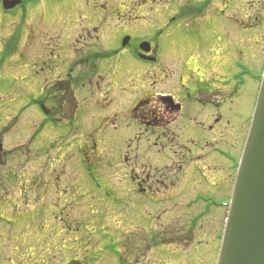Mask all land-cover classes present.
<instances>
[{"label":"rangeland","instance_id":"1","mask_svg":"<svg viewBox=\"0 0 264 264\" xmlns=\"http://www.w3.org/2000/svg\"><path fill=\"white\" fill-rule=\"evenodd\" d=\"M31 2L24 0L26 8L13 16L0 1V61L6 56L0 64V142L10 157L25 151L31 157L16 170L0 169V236L33 235V264L66 261L55 250L60 246L85 264H212L231 199L233 164L243 154L238 141L252 115L249 102L245 110L235 102L221 111L234 126V115L242 111L237 136H223L229 142L224 157L216 153L214 146L221 141L215 139L209 158L197 155L201 163L224 164L230 178L218 184L216 172L211 180L202 178L201 172L212 166L195 167L181 178V188L167 189L175 196L171 200L160 197L162 183L154 184L158 195H149L141 182L145 165L152 167L147 171L152 175L157 168L176 169L172 145L158 143L152 129L148 136L135 137L141 132L135 121L147 117L140 105L131 113L133 123L128 113L145 91L146 106H159L156 96L172 92L187 58L191 62L199 56L204 62L218 57L219 65L242 61L257 71L263 68L264 0ZM126 37L131 41L124 49ZM199 38L203 48L196 46ZM144 41L150 53L162 48L156 57L161 68L172 72L170 80L157 85L152 77L143 81L144 69L151 72L156 66L138 59L146 58L138 53ZM212 42L214 56L208 50ZM74 47L85 59L96 54L101 79L63 105L60 111H66L67 119L46 115L42 94L50 98L47 110L61 106V95L51 92L61 70H50L75 58ZM169 112L173 116L166 115L167 121L179 120ZM7 164L16 165L12 160Z\"/></svg>","mask_w":264,"mask_h":264},{"label":"flooded vegetation","instance_id":"2","mask_svg":"<svg viewBox=\"0 0 264 264\" xmlns=\"http://www.w3.org/2000/svg\"><path fill=\"white\" fill-rule=\"evenodd\" d=\"M203 42L202 38H199L195 43L197 47L203 48L201 47V45H203ZM213 44L214 42L211 43L212 46H210L208 49L209 53H211V51L214 49ZM73 49L76 51L75 58L61 60V63L56 66V70L53 68H51L50 70L54 74L57 71L58 73H60L59 71L61 70V73L57 75V78H55L54 84H52L51 92L54 93L55 96L61 95L63 97H66L68 95L67 99L70 98V100L68 101L60 96V101H58V103L62 107L56 106L54 104H52V109L47 110L44 107V109L47 110L48 114H59L60 117L64 119H67L69 116L68 114H66L65 110V112L60 111L61 109L63 110V105L65 103L67 105H69L68 103H73V99L75 98V94L77 92L85 89L87 86H93V84L95 85L96 83L98 84L99 80L101 79L100 76L97 75L98 71L96 69V58H94L96 57V54H89L85 59L83 55L81 56L77 53V50L79 48L74 47ZM158 52H162V48L155 49L154 52L146 55L150 59H153V62L156 66L152 68L151 72L149 71V67H146L144 69L146 70L143 75L144 82L149 77H152L156 79V82L154 84L157 85L159 80L166 81L172 78L171 71L168 72V69H166L165 67L161 68V58L159 59L156 57V54H158ZM212 54L214 56L213 51ZM234 57H236V55L232 56L231 59H233ZM201 58H199L198 56L197 60H193L191 62V59L189 60L188 58L187 60H182V67H180L181 70L176 76V81L175 85L173 86L172 92L165 95L159 94L158 96H156L159 105L156 108L160 107L162 109V112L160 114L158 113V111L156 113V108L146 106L147 101L145 96L148 95L146 91L144 92V94L138 96V98L142 97V99H137L138 101L136 105L133 109L130 110V113H128V118L133 123V110H137L136 108L138 107V105H140L139 109L144 110V112L142 113L147 118H145V120H142L141 122L135 121L134 125L137 126L138 130L140 129L141 131L136 132L135 137H141L144 135L148 136L150 130L152 129V133L156 134L158 143L167 146L172 145L171 151L174 157H176L175 164L177 165L174 166L176 169H173V171L171 172L169 168H157L155 170L156 173L152 175L153 173L147 172L148 169L152 170V167L146 165L144 166L141 186H145L144 188H142L145 194L148 193L150 195V192H152V194L155 193V195H158L153 189L157 187L154 186L157 181L158 184L162 183V185L159 186L160 190L162 189L163 193L165 192L164 194L162 193L163 196H161L162 194H160V197L171 200L175 196H170V194L167 193V189L172 188V190H174L177 186L178 188H181V178H183L184 175L188 176L190 175L191 169L194 170L195 167H199L200 170V166L202 167L205 165L207 166L206 170L207 168H209V166H212V168L208 169L207 173L201 172L203 176H201L202 178L211 180L212 178H214V172L218 174V178L220 180L219 182H217L218 184H224L225 181L230 178V170L225 169L224 164L213 166L212 164L210 165L206 162L201 163L200 160H198L197 155L201 153L202 156H206L209 158L212 154L211 149L214 146L213 139H215L221 141L219 144H215L217 145L214 146L215 151L217 154H220L219 156L224 157V155H222L224 151L223 147L224 144L229 142H226V140L223 139V136L224 134H226V132H230V136H233V138L237 136L239 128L236 129V126L238 125V121L240 120L242 124V111L234 115L236 123L235 126L230 122L224 121L221 111L229 107L230 105L233 106L235 102H240L242 104V107H239L242 110H245L247 103L249 102L250 113L252 111V115L249 114L250 117L247 121V125L245 126L241 143L238 141L239 152L240 154H242L241 152H243L244 145L246 143L250 130L252 117L257 104L258 94L261 88L262 66L260 70L257 71V69L255 70L252 67L247 66V64L243 63L242 61H233L234 63L230 65H226L224 63L222 65H219L216 63L219 60L217 59L218 57H216V59H213V57H211V59H208L210 61L207 60L204 62L200 61ZM221 59L223 58L221 57ZM84 62L86 63L84 64ZM148 62L149 61H146L145 63ZM47 64H49V62H47L46 65ZM86 67H88V70H84ZM157 67L158 70L155 69ZM63 73H65L66 78L62 77ZM252 84L253 87L250 89L252 92L249 91L248 93V88ZM46 88L48 89V87ZM242 94L244 95L241 96ZM70 95L72 97H69ZM53 101L54 99H52V102ZM47 102H49V99ZM58 103L57 105H59ZM169 111H173L174 115L177 116L179 120L175 119L174 121H167L165 119V116L172 115V113H170ZM86 150L87 149H85L84 151ZM4 151L5 150L3 144L0 142V169L3 168L7 171H13L17 168H20L21 164L23 166L25 163L30 162L31 157L28 155L30 154L29 151H25L22 154H19L17 152L15 154L16 156L12 157L9 156V152L5 154L6 152ZM11 160L13 163H16L14 167L7 164V162H10ZM238 162L239 160L236 161V166H234L235 164L233 165V169H235V172H237L238 169ZM31 166L32 165H29V168ZM7 167L11 169L8 170ZM131 173H134V170L131 169ZM208 174H210L211 176ZM235 176L236 173L234 175L233 172V177L231 176L229 184H234ZM151 180H153L152 183H150ZM192 230L190 229L188 232L193 234ZM2 239L3 241L1 242ZM55 250H59L61 255L64 254V256L61 258L63 260H66L60 262L59 264H85L82 262V260L80 261V259L71 258V252L68 250V247L60 246L56 247ZM33 253H36V251L33 252V235L21 234L20 236H0V264H33ZM34 256H37V254H35ZM42 262L44 264H50L48 260Z\"/></svg>","mask_w":264,"mask_h":264},{"label":"water","instance_id":"3","mask_svg":"<svg viewBox=\"0 0 264 264\" xmlns=\"http://www.w3.org/2000/svg\"><path fill=\"white\" fill-rule=\"evenodd\" d=\"M20 3V0H5L4 6L13 9ZM127 42L128 39L124 45ZM141 49L149 52L150 46L143 43ZM230 200L218 264H264V74ZM220 238L212 264L217 261Z\"/></svg>","mask_w":264,"mask_h":264},{"label":"trees","instance_id":"4","mask_svg":"<svg viewBox=\"0 0 264 264\" xmlns=\"http://www.w3.org/2000/svg\"><path fill=\"white\" fill-rule=\"evenodd\" d=\"M10 46H12V45H10ZM6 52H8V51H6ZM44 93V92H43ZM44 96L42 95V104L41 105H43V104H45L47 101H48V99H50V98H48V96H47V98L46 97H44ZM45 114L46 115H50V114H48V112L47 111H45Z\"/></svg>","mask_w":264,"mask_h":264}]
</instances>
